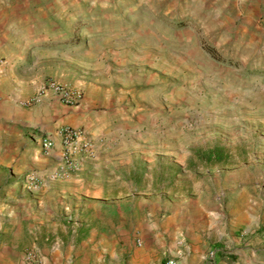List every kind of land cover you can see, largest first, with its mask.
<instances>
[{
  "label": "rangeland",
  "instance_id": "rangeland-1",
  "mask_svg": "<svg viewBox=\"0 0 264 264\" xmlns=\"http://www.w3.org/2000/svg\"><path fill=\"white\" fill-rule=\"evenodd\" d=\"M0 57L32 85L24 106L53 79L107 116L104 195L76 169L4 196L0 264H203L211 249L264 264L261 2L0 0Z\"/></svg>",
  "mask_w": 264,
  "mask_h": 264
},
{
  "label": "crops",
  "instance_id": "crops-1",
  "mask_svg": "<svg viewBox=\"0 0 264 264\" xmlns=\"http://www.w3.org/2000/svg\"><path fill=\"white\" fill-rule=\"evenodd\" d=\"M242 1L247 2L249 0ZM256 1L264 5V0ZM0 59L2 60V57ZM16 60L13 57H6L0 65V199L8 194H15L19 190H25L21 186L20 179L28 169L33 168V170L35 169L45 174L58 167L59 161L56 155L60 148V138L57 128L61 124L82 126L94 138L97 150L96 155L93 157H78L77 170L84 177L83 181L85 183L83 181L81 183L91 186V190H86L83 194L91 197H101L104 195V190L100 186L101 179L99 178L100 171L98 169L100 163L96 162V160L106 149L100 150L101 144L99 145L96 140L95 131L101 128L107 116L104 113H94L83 102L77 107L65 106L52 95H45L33 104L24 106L21 103V100L25 99L24 97L26 96L24 91H27L32 85H28V81L25 78L14 76V73H11ZM43 132L52 133L56 140L55 151L53 154L46 153L48 156H44L40 150L39 136ZM105 142L106 138L104 144ZM11 164L14 165L17 173L13 174L11 176L12 179L7 182L5 180L6 171ZM114 178L115 180L119 179L118 176ZM80 180L82 179L80 178ZM102 181L107 182L109 180L104 178ZM64 183L61 180L47 178L40 188L46 193L48 188ZM119 183L120 185L122 184L121 182ZM120 193L121 191L118 192V195ZM1 213L2 217L0 219L4 218V213ZM12 213L14 216L18 215L16 211ZM1 222L2 220H0V228L2 226ZM261 227L264 230V223ZM257 240L256 244L262 243V245L254 248V254L262 250V252H259L258 258L264 257V240L260 237H257ZM260 254L263 255L261 256ZM182 262L184 263L185 260H182ZM226 263L222 254H217L213 260L203 261V264Z\"/></svg>",
  "mask_w": 264,
  "mask_h": 264
},
{
  "label": "built area",
  "instance_id": "built-area-1",
  "mask_svg": "<svg viewBox=\"0 0 264 264\" xmlns=\"http://www.w3.org/2000/svg\"><path fill=\"white\" fill-rule=\"evenodd\" d=\"M1 64L2 60L0 59ZM45 95H52L61 104L69 107L79 106L82 100L80 89L50 79L41 84L35 95L27 99L24 104H33ZM57 133L60 138V148L56 155L59 161L58 167L45 174L33 169L27 171L20 179L21 186L24 189L30 191L37 190L45 182V179L61 177L68 170L78 169V157H93L96 155L97 150L94 138L84 127L61 124L57 128ZM39 141L41 149L45 153H54L56 140L52 133L45 132L40 134ZM215 256V249L209 250L205 255L210 260ZM166 264H174L173 259H168Z\"/></svg>",
  "mask_w": 264,
  "mask_h": 264
},
{
  "label": "trees",
  "instance_id": "trees-1",
  "mask_svg": "<svg viewBox=\"0 0 264 264\" xmlns=\"http://www.w3.org/2000/svg\"><path fill=\"white\" fill-rule=\"evenodd\" d=\"M206 51L209 52L210 54H212L213 57L219 58L216 56V54L213 52L211 47H205ZM206 158H209V160H221L223 158V154L220 151V149H213L211 151H209L206 155Z\"/></svg>",
  "mask_w": 264,
  "mask_h": 264
}]
</instances>
